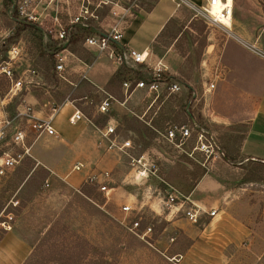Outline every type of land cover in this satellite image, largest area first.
Returning <instances> with one entry per match:
<instances>
[{
  "label": "rangeland",
  "instance_id": "1",
  "mask_svg": "<svg viewBox=\"0 0 264 264\" xmlns=\"http://www.w3.org/2000/svg\"><path fill=\"white\" fill-rule=\"evenodd\" d=\"M25 1L27 15L35 14L36 7H43V2L47 6V0H0V18L5 28L12 27L7 15L18 16L20 22L31 23L17 10ZM154 1L102 0L105 5L97 11L98 21L90 20L87 25L95 31L108 30L113 23H119L123 28L132 15L141 8L147 10ZM90 2L96 4L98 0ZM233 18L238 29L250 37L249 40L263 44L264 48V0H234ZM203 21L188 12L182 23L186 29L177 45L185 54L192 46L195 47L186 62L191 66L196 59H213L214 55L202 57L200 51L213 46L216 54L226 34L220 26H209L207 30ZM14 28L11 33L18 29ZM27 35L28 39L32 36L31 47L41 51L38 57L51 70L55 58L38 49L41 37L31 32ZM17 38L13 33L0 46V63L5 61L9 46L18 42ZM69 51L74 52L72 54L78 59L87 58L81 43L71 46ZM46 83L54 98L53 108L61 106L66 96L75 100L86 96L87 100L75 102L81 113L93 116V123L101 128L110 118H115L116 135L129 140L131 148L125 155H118L108 151L104 143L103 147H96L94 156L87 155L81 161L70 151L67 165L61 169L64 175L61 179L54 176L48 167L37 164L41 155L58 150L48 142L54 139L38 144L39 152L37 149L33 151V158H25L0 185V211L6 208L15 218L13 231L8 235L0 234V264H19L22 261L24 253L16 255V242L23 243L29 253L23 264H264V164L244 162L238 156L239 135L228 139L233 135L228 129L202 123L214 140V153L207 157L194 152L188 157L167 147H159L154 142L158 134L149 129L152 127L163 133L168 126L187 125L183 115L187 101L167 95L154 101L147 94H141L132 104L130 114L127 111H109L107 115H100L96 107L102 97L96 96L92 89L71 92L51 73ZM9 86L1 76L0 95L7 94ZM44 88L37 91L42 92ZM42 97L44 100L47 98ZM15 103V99L12 100L9 112L13 113ZM193 147L194 143L190 141L183 149L191 154ZM11 148L8 139L6 145L0 147V155ZM146 151L153 153L154 158L158 157L156 152L162 154L164 160L158 157L156 177H151L145 184L134 183L129 171L130 158ZM76 163L83 164L84 169L74 172ZM100 172L109 175L108 180L102 183L109 190L108 195L86 182L87 174ZM205 176L211 177L218 188L203 196L199 206L207 212L210 208L217 209V216L211 218L203 214L196 224H191L182 211L172 214L159 204V200H164L173 191L190 201L189 194ZM45 181L48 182L47 187ZM189 201L183 210L192 207ZM127 203L133 207L145 206L140 212L125 217L121 207ZM139 219L140 230L151 228V233L144 240L128 231L129 224Z\"/></svg>",
  "mask_w": 264,
  "mask_h": 264
},
{
  "label": "crops",
  "instance_id": "2",
  "mask_svg": "<svg viewBox=\"0 0 264 264\" xmlns=\"http://www.w3.org/2000/svg\"><path fill=\"white\" fill-rule=\"evenodd\" d=\"M66 1L67 3H64L60 0L57 6L60 25L69 37L75 31L73 28L75 25L71 24V20L78 12L81 0ZM43 3V7L38 5L35 9L37 10L35 14L40 17L36 23L20 22L18 16L7 15L9 24L18 28H14L13 32L18 37L16 44L23 47V56L15 66V72L18 77L23 75L32 83L26 85L24 82L22 90L13 98L5 99L6 94L0 95V102L4 101L5 112L10 117L15 116L26 107L30 108L32 117L37 120H46L52 117L51 124L58 138L53 142L52 140H48V142L55 145L58 150L51 154L41 155L37 164L48 167L54 176L63 179L64 175L61 169L67 165V160L71 156L70 151L77 155L78 161H81L87 155L94 156L97 146H104L99 134L103 128L93 123V116H85L83 113L84 120L74 124L69 123L74 110L78 109L75 102L82 99L87 100L86 96L77 100L69 99L66 96L61 106L58 108L52 106L54 98L50 94L51 91H49L46 81H48L49 73L57 81L54 67L49 70L48 66L43 63L42 58L38 57L41 51L38 52L31 47L30 42L33 38L30 36L28 39L27 35L31 32L41 37L38 49L46 55H51L54 46L59 44L53 34L48 33V30L54 29L52 24L54 13L50 11V6H46V2ZM103 4L105 5V3ZM14 7L15 4L12 5V8ZM188 12L191 13L184 6L176 9L171 0H156L151 8L148 10L139 9L137 14L132 15L128 23L123 28L121 27L122 38L116 45L124 51L133 50L145 53L148 63L164 67L160 82L166 85L177 84L180 86L181 90L175 96L187 101L185 111L188 116H184L187 124L201 120V123L204 124L212 123L223 126L228 129L229 134H233L228 139L239 135L236 153L244 162L264 164V60L244 49L238 39L248 43H257L262 50H264L263 44L249 40L250 37L242 32V29H238L233 18L232 28L230 31H225V37L221 46L216 50V54L213 51V46L200 51L202 57L214 55V58L211 60L209 57L205 60L196 59L193 60L192 66L188 65L186 62L195 47L192 46L190 52L185 54L177 45L186 29L182 23ZM203 24L207 26L208 30L209 25L204 21ZM12 27L5 28L0 18V31L11 32ZM94 32L99 33V31ZM82 43L81 46L85 52L95 56L96 60L89 66L85 65L67 49L73 56L69 59L67 79L74 87L64 84L65 87H68L71 92H83L85 88L92 89L96 96L102 97L101 101L107 98L111 99V112L127 111L130 114L135 100L141 94L145 95L146 93L136 90L125 95L122 84L110 82L120 67L114 65L106 56L98 57L95 51L85 49ZM137 69L141 81H148L152 78V71L146 65H139ZM28 70L34 71L35 74L31 75ZM131 78L133 79L134 75H131ZM59 84L63 85V83ZM211 84L214 85L213 89H209ZM40 87L46 88L42 89V92L37 91ZM42 95L47 98L44 100ZM14 99L16 101L15 110L11 113L8 111V106L12 105ZM53 110L56 111L52 115ZM115 120V118H110L107 124L115 127L114 123L117 124ZM21 124L23 125L24 122ZM144 124L147 125L145 122ZM147 126L149 127V125ZM149 129L158 132L152 127ZM128 132L132 131L128 130ZM30 135L32 155L33 151L35 152L36 149L38 151V144L47 141V139ZM119 140L122 139L119 138ZM225 160L229 162L226 157ZM217 188L216 182L211 177L205 176L195 185L189 194V199L193 204L199 206L202 197L208 192L216 191ZM209 210L216 211L217 216V209L210 208ZM2 235H8V233H2ZM24 248L23 243H15L16 255L24 253L19 264H23L29 254Z\"/></svg>",
  "mask_w": 264,
  "mask_h": 264
},
{
  "label": "built area",
  "instance_id": "3",
  "mask_svg": "<svg viewBox=\"0 0 264 264\" xmlns=\"http://www.w3.org/2000/svg\"><path fill=\"white\" fill-rule=\"evenodd\" d=\"M60 0H47V6H50V11L54 13L52 24L54 29L48 30L49 34H53L56 41L59 42L58 46L62 49L54 55L55 65L54 73L58 83L69 84L67 79V70L69 66V59L73 56L67 50L68 35L62 28L59 22L58 3ZM67 3L66 0H62ZM176 9L186 7L189 11L194 13L196 17H200L209 26H220L226 31H230L232 28L233 19V7L234 0H198V3H193L190 0H171ZM104 2L98 0L96 4L90 2V0H81V6L75 16L72 17L71 24L87 28V24L91 21H98L97 11L101 8ZM27 5V1L23 2L18 11L23 15L27 21L32 23L38 22L39 18L36 14L27 15L25 13L24 6ZM94 7L90 9V7ZM224 23L228 24L227 27ZM121 25L119 23H113L108 30L94 32L93 35L87 36L83 40V47L85 49L93 50L97 53L98 57L104 55L114 65L118 67H127L135 69L139 65H146L152 71V78L150 82L144 81H125L122 83V89L124 94H129L136 90L145 92L149 97H152L154 101L158 100L162 94L167 96H175L179 94L181 88L177 84L166 85L161 83L162 73L165 70L164 67L153 65L148 63V57L145 53H138L133 50L124 51L116 45L120 43ZM13 33L10 31H0V46H3L6 40H8ZM238 42L244 49L252 53L253 55L264 60V51L257 45V43H248L238 39ZM23 56V47L20 44L10 45L6 51L5 61L0 63V75L3 76L9 83V89L6 94V98H13L22 90L24 82L26 85H30L32 81H28L26 77L17 76L15 72V66L21 61ZM28 73L34 75V71L28 70ZM214 85H209V89H213ZM4 101L0 102V147L6 145L9 139V144L12 147L11 150L2 151L0 155V185L2 180L16 169L25 158H32L31 149L32 143L28 142L30 134L35 135L36 138L44 137L46 139H57L58 135L52 126V117L46 120H37L31 115L29 107L24 108L21 112H18L15 116L10 117L5 112ZM111 109V99L107 98L99 103L96 107V112L100 115H107ZM56 110H53L52 115ZM83 114L75 109L72 117L69 119L70 124H74L78 121L84 120ZM24 122L22 125L21 123ZM158 137L154 139L159 147H167L173 150L177 154L184 153L190 157L194 152H200L203 155L211 156L214 153L215 143L208 131L203 126H199L196 122L189 123L187 125H172L168 126L163 133L156 132ZM100 137L104 143H106V149L108 151L115 152L116 154H126V151L131 148L130 142L126 140H119L115 133V127L107 124L101 131ZM190 141H193L194 147L191 149V154L185 152L183 147ZM153 153L150 151L144 152L142 155L136 158H130L129 171L131 173V179L134 183L142 182L147 183L151 177H156L158 172L159 160H164L163 155L156 152V155L160 158H154ZM84 169V165L81 163L76 164L73 167L74 172H80ZM108 173L100 172L93 173L87 176L86 182L93 184L98 189L108 195L109 190L102 185L103 182L108 180ZM45 186H48V182L45 181ZM189 200L181 196L176 191L168 193L164 200H159V204L164 206L172 214L183 212L185 219L191 224H196L203 214L210 216L211 218L216 216V211H205L202 207L193 204L191 201V208L183 210V207ZM16 206V203L13 204ZM144 204L134 207L130 204H123L121 207V213L127 217L135 212H140L144 208ZM140 219L129 224L128 231L135 237L144 240L151 233V228L147 227L144 230H140ZM15 218L12 213L7 212L6 208L0 211V234L9 233L13 229Z\"/></svg>",
  "mask_w": 264,
  "mask_h": 264
},
{
  "label": "trees",
  "instance_id": "4",
  "mask_svg": "<svg viewBox=\"0 0 264 264\" xmlns=\"http://www.w3.org/2000/svg\"><path fill=\"white\" fill-rule=\"evenodd\" d=\"M155 3V1H154ZM153 6V5H152ZM152 6H150L149 8H151ZM148 8V9H149ZM147 9V10H148ZM75 29L74 33H71V35L68 38V42H67V49L69 50V48L71 46H77L79 43H82L83 40L87 37L88 35L94 34L95 30H92L91 27H87V28H82V27H78L75 26L73 27ZM62 49V47L60 46H54L53 51L51 53L50 56H52L54 58V55L56 53H58L60 50ZM74 53V52H72ZM75 54V53H74ZM85 55L87 58L85 59H80L82 61L83 64L85 65H91L95 60L96 57L93 55L88 54L87 52H85ZM52 67H54V64H52ZM137 68L132 69V68H127V67H120L118 72L116 73V75L111 79L110 82H114V83H118V84H122L125 81H141V77L139 75V72H137ZM131 75H134V78H131ZM151 78L148 81H144V82H150ZM186 108V106H185ZM183 115L185 117H187V111L183 110ZM200 120V119H199ZM199 126H202L201 120L196 122ZM147 144L144 146L146 148Z\"/></svg>",
  "mask_w": 264,
  "mask_h": 264
},
{
  "label": "bare ground",
  "instance_id": "5",
  "mask_svg": "<svg viewBox=\"0 0 264 264\" xmlns=\"http://www.w3.org/2000/svg\"><path fill=\"white\" fill-rule=\"evenodd\" d=\"M227 27L229 26L228 24L224 23Z\"/></svg>",
  "mask_w": 264,
  "mask_h": 264
}]
</instances>
